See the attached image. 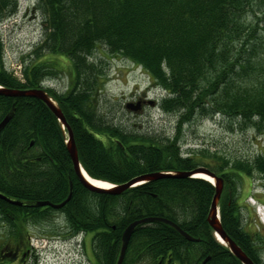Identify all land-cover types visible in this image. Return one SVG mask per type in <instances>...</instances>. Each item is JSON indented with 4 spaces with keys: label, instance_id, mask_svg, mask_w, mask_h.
<instances>
[{
    "label": "trees",
    "instance_id": "trees-1",
    "mask_svg": "<svg viewBox=\"0 0 264 264\" xmlns=\"http://www.w3.org/2000/svg\"><path fill=\"white\" fill-rule=\"evenodd\" d=\"M37 8L43 14V35L22 58L21 82L3 67L0 35V85L39 89L55 72L54 61L68 60L70 87L53 98L74 133L85 172L120 185L151 172L206 166L224 181L219 203L223 231L251 261L264 264V234L246 229L238 188L245 177L258 176L264 189V147L248 159L207 151L182 158L178 135L141 136L108 124L94 103L103 72L93 59L104 48L141 66L166 91L160 108L179 113V127L198 115H218L240 130L255 129L264 140V33L259 35L264 0H38ZM17 12V0H0V24ZM13 109L0 133V194L60 204L72 184L73 196L60 213L71 235L91 236L95 264H117L125 229L148 217L175 222L199 241L186 240L165 223L143 224L135 229L123 264H201L207 257L206 264H242L217 241L207 221L214 185L205 179L165 178L121 195L90 191L74 171L65 130L49 107L35 98L0 94V122ZM12 209L17 216L27 210ZM28 209L35 222L57 213Z\"/></svg>",
    "mask_w": 264,
    "mask_h": 264
},
{
    "label": "rangeland",
    "instance_id": "rangeland-1",
    "mask_svg": "<svg viewBox=\"0 0 264 264\" xmlns=\"http://www.w3.org/2000/svg\"><path fill=\"white\" fill-rule=\"evenodd\" d=\"M17 1L18 12L0 24V35L5 47L4 67L21 82L22 58L33 52L43 35V14L37 8L38 0ZM260 17L264 18V15L260 14ZM263 33L264 20L259 26V35ZM93 59L103 72L100 78L102 90L94 103L108 124L141 136L171 138L178 135L177 143L182 158L207 151V155L213 153L229 158L248 159L263 149V137L255 129L240 130L231 120L222 119L218 115H198L191 122L183 123L179 127L180 114L177 112L169 114L160 108L162 100L168 97L166 91L155 85L141 66L124 57L111 56L104 48L96 51ZM52 71L55 72L43 79L42 87L39 89L53 98L54 92L63 94L68 91L71 83V64L68 60L57 58ZM142 99L155 101V105L146 103L144 109L141 111L139 108L140 111L137 112L126 108L127 104L137 105ZM55 103L57 104L56 101ZM206 163H209V158H204V164ZM238 188L246 229L264 234V226L257 212L258 208L264 209L261 179L258 176L245 177ZM68 227L64 216L57 212L34 228V236H38V247L44 249L41 256L43 264H91L85 254L87 251L88 257L89 254L91 256L89 240L91 236L85 238L80 235L79 242H74ZM261 256L264 260V249Z\"/></svg>",
    "mask_w": 264,
    "mask_h": 264
},
{
    "label": "water",
    "instance_id": "water-1",
    "mask_svg": "<svg viewBox=\"0 0 264 264\" xmlns=\"http://www.w3.org/2000/svg\"><path fill=\"white\" fill-rule=\"evenodd\" d=\"M0 94L4 95L6 97L14 98V97H23V98H35L38 100H41L42 103H45L49 109L52 111V113L58 118L60 123L64 126L65 129L68 131V141H67V150L70 155L71 161L73 163V168L76 173V175L80 178L83 185L89 189L90 191L99 192L100 193H109L112 195H121L128 191L131 188L160 180L165 178H175V179H187V178H196L197 175H205L208 176L210 179H213L214 183H212L215 186L216 189V195L212 199V205L208 216V223L210 227L212 228L215 237H219L220 240L223 242V244L230 250V252L242 263V264H255L251 259L246 255L244 251L237 245L235 241H232V239L227 235L225 231H223V227L220 221V211L219 209V203L221 200V196L224 190V181L222 178L217 177L212 171H210L207 168L198 167L191 171H182L179 173L172 172H156V173H150L146 175L138 176L131 181H128L124 184L116 185L112 189H101L99 187H96L93 185L90 181H88L85 177L84 170L81 166L79 155L74 134L67 123V120L61 111V109L58 107V105L55 103V101L42 89H29V90H16V89H7V88H1ZM150 105H155V101H149ZM126 108L129 111H140L139 108H141V103L137 102V105L135 104H127ZM14 109L13 111L7 115L1 122H0V133L3 131V129L8 125V123L13 118ZM73 185L71 184V191L68 195V198L60 203V204H53L49 201H39L34 206L35 207H44L48 206L49 208H52L54 210H60L62 209L72 198L73 196ZM0 199H3L5 201H8L12 204L20 205L19 202L12 201L6 196L0 194ZM151 223H165L166 225H169L173 227L180 235H182L186 240L191 242H198L199 239L192 237L190 234L185 232L180 226H178L175 222H172L165 218L160 217H148L143 218L141 220L134 221L133 224L131 223L124 231L123 237H122V247L120 250V255L118 256L117 264H123L126 252L128 249V245L130 242V239L135 231V229L138 226L145 225V224H151ZM210 260V257H207L201 264H206Z\"/></svg>",
    "mask_w": 264,
    "mask_h": 264
},
{
    "label": "flooded vegetation",
    "instance_id": "flooded-vegetation-1",
    "mask_svg": "<svg viewBox=\"0 0 264 264\" xmlns=\"http://www.w3.org/2000/svg\"><path fill=\"white\" fill-rule=\"evenodd\" d=\"M139 102L141 103L142 111L149 101L142 99L139 100ZM9 199L19 202L20 205L12 204L5 200L3 201L8 204L9 207L5 203L4 205L0 204L2 207H0V264H43L41 257L43 250H41L42 248L39 249L38 236H34L33 232L34 228L37 227L40 222L37 221V223L32 219L31 210L28 209L35 208L34 205L36 203L33 204L28 201L21 202L15 199ZM12 206L27 208L26 213L23 212L20 216H17L16 210L12 209ZM38 208L48 209L49 207L44 206ZM56 211L60 213L61 209ZM45 221L46 220H43L41 222ZM64 224L66 225V223ZM85 254L89 262L95 264L90 254L88 257L87 251Z\"/></svg>",
    "mask_w": 264,
    "mask_h": 264
},
{
    "label": "bare ground",
    "instance_id": "bare-ground-1",
    "mask_svg": "<svg viewBox=\"0 0 264 264\" xmlns=\"http://www.w3.org/2000/svg\"><path fill=\"white\" fill-rule=\"evenodd\" d=\"M4 67V65H3ZM5 69V67H4ZM6 70V69H5ZM2 88V86L0 85V89ZM19 98H23V97H14L13 99H19ZM15 106V105H13ZM84 174H85V177L88 181H90L93 185H95L96 187H99L101 189H112L113 188V185L109 184L108 182H105V181H102V180H95V179H92L89 174H87L85 171H84ZM196 178L198 179H205V181H210L211 183H214L213 179H210L208 176H205V175H197ZM3 200V199H1ZM263 223H264V218H263ZM217 241H219L220 243L223 244V242L220 240L219 237L216 238Z\"/></svg>",
    "mask_w": 264,
    "mask_h": 264
},
{
    "label": "built area",
    "instance_id": "built-area-1",
    "mask_svg": "<svg viewBox=\"0 0 264 264\" xmlns=\"http://www.w3.org/2000/svg\"><path fill=\"white\" fill-rule=\"evenodd\" d=\"M261 214L263 215V211H261Z\"/></svg>",
    "mask_w": 264,
    "mask_h": 264
}]
</instances>
